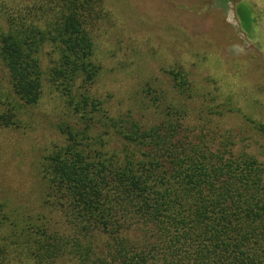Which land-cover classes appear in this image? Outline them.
Instances as JSON below:
<instances>
[{
    "label": "trees",
    "instance_id": "obj_1",
    "mask_svg": "<svg viewBox=\"0 0 264 264\" xmlns=\"http://www.w3.org/2000/svg\"><path fill=\"white\" fill-rule=\"evenodd\" d=\"M125 11L117 0H0V119L45 136V195L35 215L2 205L0 264H264V162L236 151L231 128L206 130L208 113L186 121L198 94L187 72L170 71L173 95L101 92ZM236 14L249 31L250 9ZM135 52H113L122 74Z\"/></svg>",
    "mask_w": 264,
    "mask_h": 264
},
{
    "label": "rangeland",
    "instance_id": "obj_2",
    "mask_svg": "<svg viewBox=\"0 0 264 264\" xmlns=\"http://www.w3.org/2000/svg\"><path fill=\"white\" fill-rule=\"evenodd\" d=\"M117 1L126 11L119 14L121 24L105 46V74L97 83L101 92L107 88L114 96L131 101L142 85L173 95L177 81L170 71L184 69L186 81L198 90L189 99L186 121L198 124L208 113L214 123L206 130L231 128L236 151L244 148L264 162V131L249 121L264 122V0ZM240 4L252 13L249 31L237 17ZM127 42L136 49L135 59L129 73L122 74L112 54ZM220 84L230 87L218 92ZM210 103L218 104L211 109L213 115ZM139 115L145 121L154 120L152 112ZM44 141L42 133L6 125L0 119V209L8 201L9 210L13 204L26 203L34 209L28 211L37 214L45 195L39 179Z\"/></svg>",
    "mask_w": 264,
    "mask_h": 264
}]
</instances>
